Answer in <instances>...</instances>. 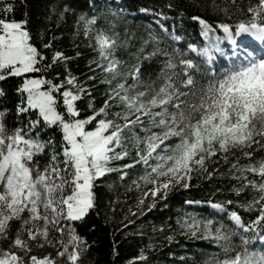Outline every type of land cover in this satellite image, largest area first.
I'll return each instance as SVG.
<instances>
[{
	"label": "snow or ice",
	"instance_id": "obj_1",
	"mask_svg": "<svg viewBox=\"0 0 264 264\" xmlns=\"http://www.w3.org/2000/svg\"><path fill=\"white\" fill-rule=\"evenodd\" d=\"M230 2L247 18L230 24L189 17L200 26L202 46H179L184 37L161 23L163 35L148 30L134 51V32L125 28L121 38L114 20L98 24L106 16L101 0H85L90 11L52 6L46 19L56 13L59 26L73 15V37L83 35L94 53L81 80L68 67L73 57L53 49L58 36L45 41L40 29L34 41L27 12L9 18L15 5L0 0V81L15 78L11 96L0 87V242H7L0 244V264H79L90 247L79 226L95 230L89 217L100 181L113 172L123 181L137 166L131 184L140 192L138 206L153 201L148 209L173 188L192 187L194 176L228 175L237 197L250 190L246 200L207 201L227 211L232 226L195 215L177 223L219 248L206 264H264V250L251 246L264 241V49L254 44L264 42V0ZM220 10L228 14V6ZM242 34L253 41L237 44ZM120 49L127 58L116 55ZM97 85L104 86L99 96ZM241 209L255 215L245 223ZM45 247L53 251L36 254ZM145 259L141 250L126 264Z\"/></svg>",
	"mask_w": 264,
	"mask_h": 264
},
{
	"label": "trees",
	"instance_id": "obj_2",
	"mask_svg": "<svg viewBox=\"0 0 264 264\" xmlns=\"http://www.w3.org/2000/svg\"><path fill=\"white\" fill-rule=\"evenodd\" d=\"M5 2L15 5L14 12L9 13V18L14 15L19 19L23 12H27L28 26L33 31L34 41L38 42L35 34L40 29H44L45 41L49 35L58 36L59 39L53 41V49L59 48L73 57L68 67L73 75L81 80L84 78V74L88 71L87 62L94 53L87 46L88 42L83 35L73 37L75 17L69 15L59 26L56 24V13H52L50 22L46 18L52 6H55L58 12L65 3L75 7L77 11H90L85 7V0H5ZM239 3L240 0H237V4ZM169 4L172 5L171 8L168 7ZM101 5L105 9L106 16L101 17L98 24L108 27L107 20H114L115 31L120 33L121 38L124 36L125 28L135 33L136 38L132 41L133 47L129 51L135 50L140 43L139 38L146 37L150 29L163 35L159 27L161 23L169 31H177L184 37L183 41L179 42V46H184L188 42L202 46L204 41L199 35L200 26L198 22L189 19L193 14H199L210 22L225 20L230 24H234L238 19L247 18V13L242 14L236 11V6L231 4L230 0H215L216 6L213 0H198V2L197 0H121L120 3L115 0H101ZM225 6H228L227 15L220 10ZM141 9H150V11L143 12ZM99 10L98 8L97 11ZM181 10L184 13L183 20L179 18ZM112 11L117 15L113 16ZM156 13H160L159 16L165 19H159ZM49 23H51L50 31ZM225 42H221L222 47H225ZM169 43L172 42L169 41ZM76 51L81 53L79 57L75 56ZM116 55L127 58V53L123 49L118 50ZM218 59L222 60V57L218 56ZM97 75L99 76V73ZM14 83L15 78H9L0 81V87L5 88L11 96ZM103 90V85H97L94 95L99 96ZM0 106H4L2 101ZM6 106L11 108L12 104L8 103ZM80 106L83 108V102ZM7 119L11 121V115ZM141 168L142 166H137L130 170L128 177L123 181L118 179V172L110 173L100 181V186L97 188L99 196L97 207L89 217V220L95 224V230H92L90 226H79L80 234L90 245L86 252H82L79 264H126L129 259L139 255L141 250L146 259L138 261L137 264H206L213 258V254L219 251V248L211 238H204L202 231L193 235L192 232H186L177 221L182 220L186 215H195L197 219H213L214 226L220 221L232 226L227 211L217 213L207 201L209 199L236 200L237 198L246 200L251 198V191L246 190L237 197L230 192L237 182L230 179L228 175L213 177L211 180L197 179L194 176L191 181L192 187L173 188L166 199H156L155 206L148 209V203L153 201L149 199L142 207L138 206L136 201L140 192L136 190L135 185L131 184L134 174L138 175ZM224 171L227 172L226 167ZM217 188L221 191L217 192ZM144 190H146L145 185H142L141 191ZM185 200L204 202L190 205L186 204ZM235 208L236 205H232L229 210ZM239 211L245 223L255 215V213L244 212L242 209ZM213 213L214 215H211ZM246 235L251 236L253 233L248 232ZM169 236L173 237L172 240L168 239ZM235 239L238 240V238ZM149 245L152 247H148ZM113 246L116 247V255H113ZM251 246L257 250H264L263 243L258 240L253 241Z\"/></svg>",
	"mask_w": 264,
	"mask_h": 264
},
{
	"label": "rangeland",
	"instance_id": "obj_3",
	"mask_svg": "<svg viewBox=\"0 0 264 264\" xmlns=\"http://www.w3.org/2000/svg\"><path fill=\"white\" fill-rule=\"evenodd\" d=\"M112 12H113V11H112ZM250 41H253V38L247 36L246 34H242L241 37H237V44H239V45L247 44V43H249ZM254 44H255V48H256V51H257V52H259L261 49H264V42L255 41ZM225 49H226V50H230V49H231V46L228 45L227 42H226V44H225ZM222 62H223V59H222V60H220V59L217 60V63H218L219 65H221V66H223V64L225 63V62H224V63H222ZM217 71H219V68L217 69ZM151 187H152L151 184L145 185V188H146V189H147V188H151ZM192 204H196V203H192ZM215 210H216V209H215ZM215 210H214V211H215ZM215 212L221 213V211H219V210H217V211H215ZM189 216H191V215H189ZM190 222H191V220H189V223H190ZM258 241H259V240H258ZM259 242L263 243V245H264V241H259ZM0 244H2L3 246H6V245H7V242H6V241H5V242H1ZM49 251H53V250H52L51 248H49V247H45V248L42 249V250H36V254H37V255H43V254H45L46 252H49Z\"/></svg>",
	"mask_w": 264,
	"mask_h": 264
}]
</instances>
